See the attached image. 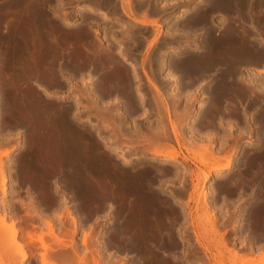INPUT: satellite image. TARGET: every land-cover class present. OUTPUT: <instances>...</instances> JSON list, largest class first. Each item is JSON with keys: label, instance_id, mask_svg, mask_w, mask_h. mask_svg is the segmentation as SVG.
<instances>
[{"label": "bare ground", "instance_id": "bare-ground-1", "mask_svg": "<svg viewBox=\"0 0 264 264\" xmlns=\"http://www.w3.org/2000/svg\"><path fill=\"white\" fill-rule=\"evenodd\" d=\"M84 1H83V3H85V2L89 3L87 0L85 2ZM129 1L130 0H126L122 4V5H124V6H122V11L126 15V17L128 16V18L132 19L135 22H139L141 24L143 22H147V19L144 17H143L144 19H142V18L138 19L136 17V15H135L136 13H134V11H135V8L133 6L134 4L130 3ZM207 1L209 2V0H207ZM211 1H214V2L212 4H208V2H207L208 7L206 6V3H205V6L207 8H205V6L203 5L204 9H202L203 7H201V4H199L202 10H200V8H199V11L196 10L197 11L196 13L191 14V16H189L190 15L189 14L188 15L189 17H187L186 23L184 26V28L186 27L185 29L188 30L190 25H192L195 21L199 20V18H200V20L202 22V27H203V30H202L203 33L204 32L206 33V31H207V35L201 33L202 34L201 39L199 38L200 42H202V44H203V50L202 51L201 50H194L195 48L193 50L191 49L189 52H187L185 50L186 51L185 53H187V54H184L183 52L182 53L184 54V56L180 54L182 58H178V59H181V60H179L178 64H180V68H182L183 70L187 69L186 71H189L191 73V75H193V76L199 72L211 70L215 66H218V67L220 66L219 67L220 70L217 69V72L219 71V73H217L219 77L217 76V78H219V79L216 78L218 81H217V84H216V87L214 90V92H215L214 93V99H213V102H212L210 109L207 107L209 110L205 111L207 114H209V116L214 117V115H216V111L218 110V108L215 107L217 104H220L221 102H224L227 99L232 100V99L237 98V97L240 98L241 95H243V97L241 96L242 98H246V97L250 98L251 97V96L244 97L245 96V93H244L245 90L242 91L239 88V85L237 83V80L240 79L237 76L238 69H239V67H241L243 65H246V64L249 65L250 61L252 62L253 60L258 59L264 52L263 53L261 52L262 54L260 55V51L258 49H261V48H259V46L257 47L256 45L253 46L254 40L251 42L252 45L250 44V42L248 40L245 41V39L243 38L244 35L241 36L239 34V32H237L238 28L237 29L235 28L236 24L231 23V21H230L231 19H229V21H230V24H233V25H230V26L226 25V26H228V28H226L228 30L226 31V33L224 31L223 33H225V34H223V35H222L221 31L219 30V32L221 34H219L220 36L217 37L216 35H218V34H216V35L214 34V31L216 29L213 30V26H216V25L210 24L212 22H210V20H209V15H208L209 12L207 11V9H209V11H212L213 9H216L220 5L219 4L217 6L215 4L222 3V2H220V0H211ZM225 1L227 2V5L232 10H233V8H235V9L239 8L240 9V6L242 7V3H245V4L247 3V2H244L245 0H225ZM258 1L259 0L254 1V2H256L255 5L257 4ZM262 1H264V0H262ZM50 2H51V0H0V64H1V67H0V108L2 111L0 113L2 115V118H3L2 120L4 122L3 127L6 130H8V126L16 125V126H18V130H20L21 132L23 131L24 136H26L25 142L23 143L24 149L21 150L22 152L20 154V158L18 159L19 174L22 173L24 170L29 171V176L32 178L33 182L40 187L43 186V188L47 187L49 183H52L53 185H55L57 187V185H59L58 181H61L62 184H65L66 186H68L70 188V190L73 189L74 192H76L77 195L80 196L79 206H81L82 208H85L89 205H91V206L93 205L94 209L95 208L100 209V208L108 207L113 212V219L111 220V222L109 224L110 226L106 227L105 231L108 234H110L111 238L115 239V241L116 242L118 241V243H120V244L122 242L123 245L129 246L130 248H132V251L133 250H137L140 252L144 251L147 254V256L151 257L149 262L146 260L148 262V264H175L174 263L175 261H173V260L176 257H174V255H167L164 257H160L162 252L167 253V251H166L167 249L174 247L177 243L179 244V242L177 241L178 239H179V241H181V243H183L184 245H187V246L190 245L191 243L189 242L190 241L189 236L186 234L184 235V233L178 234L179 228H177L178 226H174V225H177V223L179 222L180 226L181 225L184 226V229H185V225H183V224L185 223V218H186L185 211L182 210L183 208L182 209L179 208L180 205L178 204V200L176 199V197L170 191L168 194L165 195L161 189L157 188V185H155V186H151L153 184L150 185L151 182H156V181H160V180H164V179H162V178H160V180L157 179L159 177L158 176L156 178V175H158V173L156 175H154L155 173L150 174V170L153 172V168H152L153 166L150 164V162H149V164L152 167L148 164L144 165L143 164L144 162H142L141 165L140 164L138 165L136 163L137 161L135 162L136 163V165H135V164H133L134 161L132 160V158L129 156L126 157V155L124 156V153H122L123 155L120 154V157L123 158V165H122L123 168H121L120 165L119 166L117 165L118 168L112 166L113 169L110 170V173H109L108 170H105L103 168V167H107L108 165H105V163H103V161L101 159L104 158V160L108 161L109 165H110V163H111V165L114 163L116 165V162H114V163L110 162L109 163V160L105 158V157H107V156H105L106 154H104V157H101L102 156L101 152L98 151V149H97L99 145L96 146L94 143H93V145L89 144V143H87V144L84 143V142H86V141H84V142L82 141L83 136H86V135H84V133L82 131L84 129H81V127H79V122H77L76 119H74L73 115L69 116L71 108L72 107L74 108L78 104L83 103L84 101H82V99L86 100L88 97L79 96L81 93L79 95L75 94L76 96L74 97V103L73 104L70 103L71 105H68V104L67 105L66 104L61 105L62 104V103H60L61 100L54 93L53 94L47 93V95L46 94L39 95L30 86V84L36 85L38 89H41L43 91L44 87H42V86H44V85L47 86L50 84L55 85L58 82V80H59L58 76L61 75L60 74L61 72L59 73V71L61 69L64 68V69H66L65 70L66 72H67V70L70 72L71 76L73 74L75 76L76 72L82 74L80 72V70H81L80 66L83 65L84 69L86 67V68H89L90 70L92 69L93 71L97 72L96 73L97 76L93 77L96 79V83H93V86L97 90V94L95 93V91H93L94 93L92 91H90L92 93V94L90 93L92 96H94L93 94H95L98 97L99 96L105 97V96H109L110 94H114L115 96L113 95L114 96L113 98H115L116 96H119L118 94H120V95L123 94V95H125V97L127 99L126 105H128L130 107H131V102L133 101L132 95H131L132 93H131V89H130L131 83H132L131 77H130L131 75L129 76L127 69L123 65H120V62L116 61L115 56H113L114 53L110 52V51L108 52L109 49L107 47H106L107 51L101 50L102 51L101 52L100 50L99 51L94 50L95 52H93V51L90 52L89 50H92V49H90L89 43H88V47H87V45H85V44L84 45L87 48H89V50L87 49L83 53L82 51L85 49L84 48L85 46L82 47V45L81 46L79 45L80 48H84V49L79 51V52L83 53L84 59L82 58L83 60H81V58H79L80 60H78V55L80 53L78 54V50L76 52L77 47L74 48L75 50H71V52L74 51V53H72V55L68 56V53L70 50L68 49L69 50L68 51L67 46H66V50L68 51V52H66L67 54L65 53L66 58H65V56H64L65 54H64L63 55L65 58L64 60L63 59L61 60L59 58L61 61H57L56 63H54V59L57 57V54L58 55L61 54V51L59 50L60 44L58 43V42H61V40H62L60 38H63V37L66 38L69 36L71 39L72 37H74V35H72V37H71V35L68 34V32H63L61 27L57 24H54V21L51 20V18H53V17H51L52 15L49 14L50 13L49 12ZM95 2L97 4L96 0H95ZM98 2H100V1H98ZM105 2L103 1V3L105 5H108V6H109V3L110 4L113 3V2H111V0H107ZM248 2H249V0H248ZM259 2H261V1H259ZM138 3H139V1H138ZM261 3H259V4H261ZM92 5L90 4V5L85 6L84 7L85 10L83 13L86 14V13H90V12H95V8H94L95 5L94 6H92ZM199 5H198V7H199ZM221 5H223L225 8V3H222ZM253 5L251 4V6H253ZM255 5H254V8H255ZM102 6H104V5L102 4L101 7H99V8H102ZM112 6H114V5L112 4ZM215 6H216V8H215ZM243 6H245V5H243ZM251 6H250V8H251ZM259 6L260 5H258V7ZM262 6H264V4ZM96 8H97V6H96ZM110 8L111 7H109L108 9H110ZM226 8H228V7H226ZM104 9L106 10V8H104ZM114 9H116V8H114ZM80 10L82 11V9H80ZM225 10H227V9H225ZM79 11H78V13H79ZM216 11H218V8ZM220 11H223V9H220ZM178 12H181V11H178ZM191 12H193V11L191 10ZM227 12H229V11L227 10ZM230 12H232V11L230 10ZM102 13L105 14L104 12H102ZM225 13H222V14H225ZM107 14H108V12H107ZM182 14H183V12H181V15ZM237 14H238V12H237ZM239 14H241V13H239ZM78 15L79 14H75L74 17H68L65 14L66 23H68V24L72 23L74 21L75 17H78ZM131 15L133 17H131ZM181 15H179V16H181ZM261 15H263V14H261ZM79 16H81V15H79ZM82 16H84V14ZM184 16H185V14H184ZM236 16H234V17H236ZM54 19H55V16H54ZM233 19L237 20V18H233ZM224 20H225V17H224ZM213 22H215V21L213 20ZM227 22H228V20H227ZM263 22H264V18H263ZM251 23H252V21H251ZM256 23H257V21H256ZM221 24H222V22H221ZM227 24H229V22ZM237 24H239V23H237ZM262 25H264V24H262ZM86 26H88V25H86ZM84 27H83V31H81L82 34L88 30V29H84ZM236 27H238V25ZM244 27L245 26L240 28V26H239L240 30H242ZM255 27L257 28V26H255ZM255 27H253V28H255ZM85 28H87V27H85ZM172 28H174V27H172ZM224 28H223V30H225ZM200 29H202V28H200ZM250 29H252V28H250ZM263 29L259 28V31H261V30L263 31ZM72 30H74V29H72ZM129 30H131V29H129ZM187 30H185L186 34H188ZM196 30H198V29H196ZM246 32H248V31L246 30ZM263 32H261V34ZM173 33H174V31H173ZM183 33L181 32V34H183ZM242 33H244V32H242ZM74 34H75V32H74ZM175 34L176 33H174V35ZM251 34H252V32H251ZM78 35H80V34H78ZM176 35L178 36V34H176ZM245 35H248V34H245ZM76 36L77 35H75V38H77ZM130 36L132 37V35H130ZM185 37H187V36H185ZM193 37H192V39H193ZM95 38H98V37H95ZM175 38H177V37H175ZM58 39H60V40L58 41ZM67 39H64L65 42ZM187 39H189V38H187ZM95 40H97V39H95ZM98 41H100V40H98ZM189 41H191V40H189ZM62 42H63V40H62ZM89 42H91L90 44L92 45V42H95V41L89 40ZM255 42H257V40ZM255 42H254V44H255ZM95 43H97V42H95ZM98 43H100V42H98ZM196 43H199V42L197 41ZM63 44L64 43H62V45ZM66 45H68V44H66ZM74 45H72V47ZM96 45L98 46V44H95L93 46V48ZM197 45H200V44H197ZM191 46H194V45L191 44ZM104 47H105V45H104ZM200 47H202V46H200ZM63 48H65V47L63 46ZM101 48L103 49V47H101ZM109 48H111V46ZM188 49H189V46H188ZM262 49H263V47H262ZM177 50L178 49H175L174 51H177ZM59 51H60V53H59ZM258 51H259V53H258ZM120 52H121V49H120ZM171 54H170V56H172ZM155 55H157V53ZM81 56H79V57H81ZM116 57H117V54H116ZM122 58L124 59V58H126V56L122 57ZM159 59H161V58H159ZM56 60H58V57L56 58ZM171 60H172V57H171L170 61ZM173 60H175V59H173ZM157 61L159 62V60H157ZM176 61L177 60H175V62H172V63L176 64ZM128 62L130 64H132L131 66H133L134 63L132 62V60L128 61ZM160 62L162 64L165 63L163 59H161ZM117 63H119V64H117ZM174 64L171 65V63H170V66H174ZM10 65H12V67H13L12 69H14V72L7 71V69L10 70V68H9ZM167 65L169 67V64H167ZM83 67H82V69H83ZM170 68H172V67H170ZM170 68H168V69H170ZM182 69H180V70H182ZM214 69L216 70V67ZM256 69L259 73L264 72V67H258ZM215 70H213V71H215ZM174 71H176V70L174 69ZM177 71H179V70L177 69ZM87 72H89V71H87ZM133 72H135V70ZM169 72H170V70H169ZM169 72H168V75H169ZM189 72H188V74H189ZM143 73L148 78L151 86L157 91V93L160 94L161 91L159 90L157 85H155L154 82H152L149 79L147 72L145 70H143ZM171 73H173V72H171ZM179 73L182 74V72H179ZM210 73H211V71H210ZM210 73H209V76L213 72L211 74ZM174 74H175V72H174ZM87 75H88V73H87ZM171 75H173V74H171ZM183 75H184V73H183ZM211 76H213V75H211ZM70 77H68V78L70 79ZM194 78H195V76H194ZM213 78L214 77H212V79ZM89 79H90V76H89ZM91 80H93V79H91ZM184 81L186 82V79ZM189 81H192V80H189ZM214 81H216V80L214 79ZM37 82H40V83L42 82L44 85L42 84V86H41L40 83L38 84ZM22 84H24V86ZM246 84H245V86H246ZM241 85H243V84H241ZM254 85H255V82H254ZM21 86H22V88H21ZM210 86L211 85H209V87ZM75 87H76V84H75ZM247 88H249V87L247 86ZM251 88H249V91L247 89V91H248L247 94L250 93V90L252 91L249 95H251L253 93V90H254V89L252 90ZM258 88H259V86H258ZM70 90H72V89H70ZM209 90H211V89H209ZM44 91L46 92L47 90H44ZM206 91H208V90L206 89ZM69 94H65L64 96L67 97V96H69ZM176 95L177 94H175V97H176ZM252 96H254V94ZM210 97H212V96H210ZM133 98H134V96H133ZM159 98L160 99H158V100L160 101V104L163 105L164 110L166 112V117L169 121V127H170L172 133L174 134V137L178 138L179 132L177 133V129L179 126L177 127V123H179L178 121H180L182 119V117L185 115V113L187 112V109L184 108L185 110H183V112L182 111L177 112L176 110L172 111V113L174 115V116L172 115V117L175 119V120H173L171 118V114L169 115L170 112L168 111V107L166 104L167 98L165 99V97H161V96ZM252 98L253 97H251L250 99H252ZM93 99H94V97H93ZM97 100L99 101V99H97ZM245 100H242V101H245ZM227 101H226V103H227ZM252 101H253V99H252ZM190 102L191 101H189V103ZM238 102H240V101H238ZM84 103L83 104L86 105V101ZM172 103H174V102H172ZM83 104H81V105H83ZM122 105H123V103H122ZM262 105H264V104H262ZM95 106H97V105L95 104ZM132 106H134V105H132ZM224 106H226V105H223L222 107H224ZM86 107L90 108L89 105H87ZM93 108L95 110V107L92 105L90 109H93ZM131 108H133V107H131ZM133 109H135V108H133ZM231 109H233V108H231ZM170 110H171V107H170ZM227 110L225 112H227ZM86 111H84V112H86ZM97 111H99V109ZM201 111H202V109L200 110V112ZM240 111H239V116H241V114H242ZM88 112H90V111H88ZM158 112L157 113L159 116L158 115L157 116H158L159 120H161V119L163 120L164 115L163 116L161 115L160 110H158ZM220 112L223 113L224 110H222ZM259 112H261V110ZM72 113H74V112H72ZM96 113H98V112H96ZM130 113H131V110L125 109L121 113L123 116V119H126L127 117L129 118ZM233 113L236 114L238 112L236 110ZM112 114L114 116H118L117 113L116 114L112 113ZM258 114H259L258 116H260V114H261V119H259V118L258 119L262 120L260 125L261 124L263 125L264 124V115L262 113H258ZM220 115H221V113H220ZM256 116H257V113H256ZM95 117H97V120L102 119V122L105 119V117L102 114H99L97 116L95 115ZM218 117L220 118V116H218ZM218 117H217V119H215V118H213V119L219 120ZM86 118H88V117H86ZM223 118L225 119V117H223ZM228 118H230V117H228ZM242 118H239V119H242ZM255 118H253V119L255 120ZM208 119H211V118L209 117V118H207V120ZM258 119H256V120H258ZM162 120L159 122H161V124L163 125L164 123H162V122H165V121L164 120L162 121ZM201 120H203V119H201ZM201 120H200V123H201ZM231 120H233V119H231ZM175 121H177V122H175ZM197 121H198V119H197ZM209 121H208V123H209ZM86 122H88V121H86ZM112 122L115 125L112 124ZM205 122H206L205 124L207 125V121H205ZM211 122H210V124H211ZM103 123H104V125H105V123L110 125L111 128H114L115 126H116L115 129H117V126H118V128H120L119 123L118 124H117V122L115 123V118H113L111 120V123H110V120L104 121ZM217 123H218V121H217ZM219 123H220V121H219ZM158 124H160V123H158ZM205 124L203 123V125H205ZM160 126L157 129H160ZM162 128H161L162 129L161 131H165L166 127H162ZM259 128H260V126H259ZM263 128H264V125H263ZM89 129H90V126H89ZM153 129L155 130V128H153ZM118 130H120V129H118ZM118 130H117V132H118ZM136 130H137V128H136ZM112 131L113 130L111 129V132ZM115 131H114V133H115ZM142 131H144V130H142ZM129 132H130V130H129ZM136 132L139 133V131H136ZM148 132H149V130H148ZM262 132H263V130H262ZM116 133L114 134L115 140L120 137V135H119L120 133H118V134H116ZM154 133H155V131H154ZM156 133H159V132L156 131ZM129 134H131V133H129ZM144 134L145 133L143 132V135H142L143 139H141V140L148 141V143H147L148 146L147 147H145V145L143 146L148 150L147 152H151L155 156L165 157L166 160H172L176 157L177 154L174 151L162 153L155 145L150 144L149 139H151V138H148L150 136V134L148 137H146L147 135L145 136ZM160 134H162V132ZM163 134L160 135V137H158V138L160 139L163 136ZM260 134H261V132H260ZM114 135L111 134V136H114ZM118 135H119V137H117ZM156 135H158V134H156ZM127 136H128V134H127ZM130 136H132V134ZM261 136H259V137H261ZM154 138H156V137L154 136ZM110 139H111V137H110ZM260 139L263 140V138H260ZM123 140H127V139H123ZM177 140H179V139H177ZM256 140H257V138H256ZM262 140H261V142H262ZM114 141H111V142H114ZM119 141H120V139H119ZM92 142H95V141L91 140V143ZM116 142H118V139H117V141H115L114 144H116ZM123 142H125V141H123ZM257 143H260V142L258 141ZM94 145L96 147H94ZM124 145H127L128 147H134L135 144L130 142V140H127ZM205 145L203 147L200 145L202 147L201 151H203L202 153L206 152L205 154H207L208 157H210L212 155L211 153H213L214 150L212 149L211 145L210 146H205ZM118 146L119 145H115L116 150H117ZM138 146H139V144H138ZM138 146H137V148H138ZM200 146H198V147H200ZM141 147L142 146H140L139 149H142V150L145 149V148H141ZM134 148H136V147H134ZM255 148H257V147H255ZM95 149H96V151H95ZM121 150H123V149H121ZM8 151H9V149H5L4 153L7 154ZM127 151H130V150H127ZM133 151H135V150H133ZM137 151H138V149H137ZM125 153L128 154L127 152H125ZM136 153H138V152H136ZM197 153H199V152H197ZM208 153H210L211 155ZM205 154H201V153L199 154V155H203V157H201V159H200L201 160L200 162H202L204 164L207 161L206 160L207 155H206V159L204 158ZM154 155H153V157H154ZM110 158H112V157H110ZM243 158H245V159H243L244 160V163H243L244 166L242 167V169L239 168L241 173L239 172V174H238L237 171H235L237 174L233 173V174H235V176L232 175L233 177L230 178V180H228L229 178L227 176V178H225V179L222 178L223 180H219V182H216L217 184H215V185L225 187V188L226 187L228 188V187H240L241 186L244 189V191L246 189L249 191L250 197H252V195L255 194V192L257 193L255 196L257 198L254 199V201H252V202L250 201L251 205L245 204L246 205L245 207H243V205H242L241 211H238L239 220L245 219L244 216H246V218L250 219V220L246 219L245 222H246V224H248L250 226L249 228H251V229H249V230H252V235L255 234L256 236H254V237H257V235L264 234V150L263 151L255 150L252 153L247 152V154H245L243 156ZM110 161H112V160H110ZM113 161H115V159ZM120 161L122 162V160H120ZM119 162H118V164H119ZM145 163H147V161ZM230 163H232L230 158H227L221 164L217 163V164H210V166L208 165L209 169H208V171L203 172V175L201 177L202 181H203V179H205L208 176L210 170L212 171V169H213V171H215V170H219V169H224L225 167L229 166ZM237 165H239V164H237ZM170 166H172V165H170ZM182 166H180V167H182ZM241 166H238V167H241ZM161 167H162V165H161ZM2 168L3 167H1V165H0V182L2 185V192H4V191H6L4 188L5 179H8V180L10 179V173H9L10 171L4 173ZM251 168H255L256 171H252ZM161 169H159V171ZM180 169L182 170V168H180ZM104 170L109 173L108 174L109 179L107 178V180H110V178H111V184L109 186H105L101 183L103 177L105 176ZM161 171L165 172L167 170H165V171L161 170ZM182 171L184 172L187 170L185 168V170H182ZM250 171H252L253 173H250ZM156 172H158V171H156ZM171 172H174V174L176 172L179 175L180 170L177 169V170H175V171L173 170ZM183 172H180V173L183 174ZM168 173H170V172H168ZM159 174H160V172H159ZM163 174H165V173H163ZM177 174H175V175H177ZM185 174H186V172H185ZM169 176H170V174H169ZM170 177H172V176H170ZM242 179H243V181H242ZM107 180L105 177V181H107ZM167 181L168 180H166V182ZM105 183L107 184V182H105ZM159 184L160 183H158V185ZM49 185H51V184H49ZM9 186L11 187V185H9ZM59 187H60V185H59ZM63 188H64V186H63ZM65 188H67V187H65ZM180 188H177V190L179 189L178 191H180V193H182L184 191V190H182L183 187L181 189ZM62 189H61V191H62ZM70 190H69V192H70ZM50 192L48 194H50ZM62 193H63V191H62ZM33 194H34V192H33ZM48 194H47V197H49ZM176 194L177 193H175V195ZM179 195H181V194H179ZM47 199H49V198H47ZM252 203H253V205H252ZM37 205H38V203H37ZM40 206H41V204H40ZM45 208H46V206H45ZM66 208H67V213H70L68 210V207H66ZM34 209H35V211L38 210L37 207H35ZM41 209L42 208H40V210H38V211H41ZM103 211H105V209ZM111 217H112V214H111ZM71 219L73 222V229L70 233L71 237L68 235L67 231L58 232L53 227V223H51L50 220H47L46 223L48 224L49 232L55 240L54 242L52 241L51 243L50 242L48 243L46 241V239H44L42 232H39V234H36V235H34V233H35L34 232V233H32L33 234L32 235L31 232L29 231V228L27 225L26 226L18 225V224H16V221L14 219H10V218H9L10 221L8 223L6 221V217L0 216V264H21L22 263L21 259L25 258L26 256H29L30 254H31L30 256H32L33 251L31 252V247L33 246V244H35L36 241H38L40 246L44 249V252L40 253V262H41L40 264H88L89 262L87 263L84 260L85 256L82 257L83 255H79V253L76 250L75 241L73 239L74 231L77 229L76 225H75L76 218L72 215ZM183 219H184V222H183ZM247 220H249V221H247ZM172 227L173 228L175 227V231L174 230L172 231V229H173ZM23 235L26 236V238H27L26 241H24V239H21V237H23ZM86 235L87 234L85 233L84 234V240H83L84 243L86 242V240H85ZM67 236H69L70 239L68 238V240H67L66 239ZM254 237L252 236V237H250V239L252 240V238H253V240H254ZM196 241L199 242V245H202L200 243V241L197 240V238H196ZM54 244H56L55 246L62 247V248L68 247L69 251H64V250L62 251V249L58 250L59 248L57 249V247H55ZM250 249H252V248H250ZM65 250H67V249H65ZM120 251H122V250H120ZM169 251L171 252V250H169ZM133 252H136V251H133ZM140 252L139 253L137 252V253L140 254ZM244 252H247V251L245 250ZM127 253H129V252H127ZM141 254H144V253L142 252ZM15 255L20 257L19 263H17L18 261H16L17 258L15 257ZM144 255H142V256L144 257ZM138 257H140V256H138ZM143 257H140V259H142ZM144 259H146V258H144ZM91 260H92V262H91L92 264L94 263L93 261L96 262L95 259H91ZM258 260H259V262L264 264V253L260 257H258ZM144 262H145V260H144ZM259 262L256 261V263H259ZM91 263H89V264H91ZM98 263H99V261H98ZM98 263L96 262L94 264H98Z\"/></svg>", "mask_w": 264, "mask_h": 264}, {"label": "rangeland", "instance_id": "rangeland-1", "mask_svg": "<svg viewBox=\"0 0 264 264\" xmlns=\"http://www.w3.org/2000/svg\"><path fill=\"white\" fill-rule=\"evenodd\" d=\"M83 1L84 0H77V1L76 0H59V1L58 0H51V2H50V6H49V12L50 13L49 14L52 15L51 17H53V18H51V20L54 21V24L59 25L63 32H68V34H70L71 37H72V35H74V37H72L71 39L69 36L66 38H64V37L60 38L63 40V42H62V40H61V42H58L60 44L59 50L61 51V54L60 55L57 54L58 60H56V58H57L56 57L54 59V63H56L57 61H61L62 59L64 60L66 58V54H67L66 52H68L69 50L70 51L68 53V56L72 55V53H74V51L71 52V50H75L74 48H76V47H77L76 52L78 50V54L80 53L78 55V60H80L79 58H81V60H83L84 59L83 53L85 52V50H87V49L89 50V48H87L88 43H89L90 49H92V50H89L90 52L91 51L95 52L94 50L107 51V48H108L109 49L108 52L109 51L113 52L115 54V55L113 54V56H115L116 61L120 62V65H123L127 69L129 76L131 75L130 77H131V82H132L131 83L132 88L130 87V89H131V93H132L131 95H132V100H133V101L131 100L133 102V103L131 102V107H133L135 109L126 105L127 99H126L125 95H123V94L122 95L118 94L119 96H116L115 98H113L115 96L114 94H110L109 96H105V97H100V96L98 97L95 94H93L94 96H92L91 95L92 93L90 91H92V92L95 91V93L97 94V90L93 86V83H96V79L93 77L97 76V74H96L97 72L93 71L92 69L90 70L89 68H86V67L84 69L83 65L80 66V68H81L80 72L82 74L76 72L75 76H74V74L71 76L70 72L68 70L66 72L65 71L66 69H64V68L61 69L59 71V73L61 72L60 73L61 75L58 76L59 80L55 85L50 84V85L45 86L42 82L41 83L37 82L38 84L40 83L41 86H42V84L44 85L42 87H44V90H47L46 92L44 90L42 91L41 89H38L36 85L30 84L31 88L33 90H35L37 92V94H39V95H44V94L47 95V93H49V94L54 93L61 100V102H60V103H62L61 105L73 104L74 103V97L76 95H79L80 93L82 95L80 94L79 96H86L89 98V99L87 98L88 100L82 99V101H84V102L86 101V105H84L85 103L83 102L84 104L80 103L76 107H74V108L72 107L71 111L69 113V116L73 115L74 119H76V121L79 122V127H81V129L85 130V131L82 130L84 135H86V136H83V139H82L83 142L86 141L84 143H86V144L89 143L92 145L94 143L96 146L99 145L97 149H98V151L101 152V155H102L101 157H104V154H106L105 156H107L108 158L107 157H105V158L109 160V163L110 162H112V163L116 162V165H115V163L112 165L110 163V165H109L108 161L104 160V158L101 159L103 161V163H105V165H108L107 166L108 168L107 167H103V168L105 170H108L109 173H110V170L113 169L112 166L118 168L117 165L118 166L120 165V167L123 168V166H122L123 165V158L120 157V154L124 153V156L126 155V157L129 156L132 158V160L134 161L133 164H135V165H136V163L138 165L139 164L141 165L142 162H144L143 163L144 165H146V164L150 165L151 164L153 166L152 167L150 165L153 168V172L150 170V174L155 173L154 175H156L158 173V175H156V178L159 176L157 179H159V180H160V178L164 179V180H160V181H156V182H151L150 185L151 184H153L151 186L157 185V188L161 189L165 195L168 194L170 191L176 197V199L178 200V204L180 205L179 208L180 209L183 208L182 210H184L185 214H186L185 223L183 224V225H185V229H184V226L181 225L179 227L180 228L182 227V228L181 229L179 228L178 229L179 233L178 232L177 233L178 234L184 233V235L185 234L189 235V238H190L189 242L191 243V244L189 243L190 245H188L186 248L184 247V249H182L181 251H176L175 249H177V247H171L170 249L166 250L167 255H171L174 253H179L181 255L184 254V256H180V259L184 260V259L190 258L193 260L192 264H255L256 261L259 262L258 257H260L264 253V244H259L260 239L259 240H253V239L251 240L250 239L249 235H251L250 233H252V230H249L251 228H249L250 226L248 224H246V222H245L246 219H249V218H246V216H244L245 219L240 220V221H243V223L240 225H242L244 227V230L241 231V233H239L235 230V226H233V228H230L231 222H234V219L236 216L238 217L237 213H238V211H241L242 205H243V207H245L246 205H249V204L251 205V202L257 198V197H255L257 193L255 192V194H253L252 197H250V193L246 189L244 192L240 193L239 197H237L236 200L232 199V201L230 203H227L226 207H224V206L217 207L213 204L212 200H208V194L212 193V191L214 190V188L216 186L215 184H217L216 182H219V180H223V179L227 178V176L229 178L228 180H230V178L235 176V174H233V173H236L235 171H237V173L239 174V172H240L239 168L242 169V167L244 166L243 165V163H244L243 159H245V158H243V156L245 154H247V152L252 153L255 150H258V151L264 150V147H263L264 146V144H263L264 143V128H263L264 124L260 125V123L262 122V120H259V119H261V114H260V116H258L259 115L258 113H262L264 115V113H263L264 112V107H263L264 105H262V104H264L263 103L264 102V94H263L264 93V72L259 73L256 69L258 67H264V58H260L264 55V53H263L264 52V32H263L264 31V29H263L264 25H262V28H261V29H263V31L262 30L259 31V28H256L254 25H252V26L250 25V27L249 26L244 27L248 31V32H246V30L244 28L242 30H240V28H242L243 26H240L239 24H237V23H240L239 18H241V14H239V13H241V11L244 9V7L247 9H251V8L253 9L254 5L256 3V2H254L255 0L254 1L249 0V2L252 5L254 4L253 6H251V4L248 2V0H245L244 2H247L248 4L242 3L243 8L240 6V9L239 8H236V9L233 8V10L227 5V2L225 0H220V2L225 3V8L223 5H221L222 3H217L215 5L218 6L220 4L221 6L219 5V7H217L218 11H220V9H223V11L226 12V13L225 12H223V13H225L226 15L223 14L220 19H218V17L214 18L213 14L211 15L212 17L209 15V20H210V22H212L210 24L216 25V26H213V30L214 29L217 30V31L215 30L216 32L214 31L215 35L218 34V35H216L217 37L220 36L219 34H221V33H222V35L225 34L226 31L228 30V29H226V28H228V26L236 24V26L238 25V27L235 26L236 29L238 28L237 32H239V34L241 36L244 35L243 38L245 39V41L248 40L250 42V44L252 45L251 42L254 40L253 46L254 45H256L257 47L259 46V48H261V49L263 47L262 50L258 49L260 51V55L262 53L263 54L258 59L253 60L252 62L250 61V64L248 63L249 65L246 64V65L239 67L238 73H237V76L240 78L237 80V83L239 85L240 90H242V91L245 90L244 91V93H245L244 97L251 96V97H253L252 98L253 101H252V99H250L251 97L250 98H248V97L242 98L243 95H241L242 97L240 96V98L237 97V98H234L232 100L227 99L228 101L225 100L224 102H221L220 104H217L215 106L218 108V110L216 111V115H214V117L209 116V114H207L205 111L206 110L208 111L212 105V102L214 99V93H215L214 90H215V87H216V84L218 81L217 79H219V78H217V76H218L217 73H219V71L217 72V69L220 70L219 69L220 66L219 67L215 66L216 70L214 69L215 68L214 67L211 70L199 72L196 75H194L195 76V78H194V76L191 75V73L189 71H186L187 69L184 68L185 70H183L182 68H180V64H178L179 60H181L178 58H182L181 55L184 56V54H187V53H185L186 51L189 52L191 49L193 50L194 48H195L194 50H201V51L203 50V44H202V42H200V39H201L202 34L207 35V31H206V33L205 32L203 33V31H201L199 34L194 33L195 36L193 34H189V32H188V34H186L184 32L183 34L187 37H185L182 34L183 37L182 36L180 37L178 35L179 37L175 38V36H177V35L176 34L174 35V33L171 30L168 29L165 31V29L167 27V23L169 22V19L166 20L165 22H162L160 20V17H157L156 14L145 12L142 15H140L139 10L137 13L134 11V13H136L135 14L136 17L138 19L146 18L147 22H143L141 24L139 22H135L132 19L128 18V16L126 17V15L122 11V6H124L122 4L126 0H121L120 6H119L120 0H111V2H113V3H111V4L109 3V6L105 5L103 3V1L105 2L107 0H96L97 4H96L95 0H92V1L87 0L91 5L93 4L92 6L95 5V7H94L95 12H90V13H86V14L83 13L85 10L84 7L87 5H90V4L85 2L86 0L84 1L85 3H83ZM98 1H100V2H98ZM131 1H133V0H130L129 2L133 3ZM210 1L211 0H209V2ZM259 1H261L262 3ZM259 1L257 2V4L260 5L262 8L260 6L258 7L257 4H256L257 6L255 5V8H258L259 11L264 10V8H263L264 6H262L264 4V1H262V0H259ZM196 2H197V0H183L182 1L183 4L178 5L180 8H183V10H181V12H183V14L181 15V12H178V15H177L178 18L175 17L176 18L175 21L178 22V21L182 20L183 23H181V25L183 26V28L185 26L187 17H189V16H191V14L199 11V8H200V10L204 9L205 3H206V6L208 7V4H212L214 1H211L209 3L207 0H199L198 3H196ZM207 2H208V4H207ZM259 3H261L262 5ZM102 4L104 5V6H102L103 9L99 8V7H101ZM112 4L114 6H112ZM199 4H201V7H203L202 9H201ZM192 5H194V7L191 8ZM198 5H199V7H198ZM243 5H245V6H243ZM96 6H97V8H96ZM206 6H205V8H207ZM250 6H251V8H250ZM109 7H111L112 9L111 8L108 9ZM226 7H228V8H226ZM79 8L82 9V11ZM104 8H106V10ZM114 8H116V9H114ZM134 8H135V6H134ZM185 8H188V9L185 10ZM215 8H216V6H215ZM217 8L213 9L211 11V13H213L214 10L216 11ZM176 9H177V7H175L173 9L175 13H176ZM225 9H227L229 12H227V10H225ZM229 9L235 15L232 12H230ZM191 10L193 12H191ZM78 11H79V13H78ZM102 12H104L105 14H103ZM107 12L109 15L107 14ZM237 12H238V14H237ZM82 13L84 14V16H82L83 15ZM228 13L231 14L229 17L227 16ZM65 14L68 17H74L75 14H79L81 16L78 15V17H75V19L72 23L68 24V23H66V20H65V17H66ZM184 14L186 17L184 16ZM261 14H263V15H261ZM179 15H181V16H179ZM54 16H55V19H54ZM234 16H236V17H234ZM261 16H262V22L261 23L264 24V22H263L264 13H260L259 17H261ZM131 17H133V16L131 15ZM224 17H225V20H224ZM233 18H237V20L239 22ZM216 19H218V20H216ZM229 19H231L230 21L233 24H230ZM60 20L61 21L63 20V21L61 22ZM213 20L215 22H213ZM227 20H228L229 24H227L228 23ZM221 22L223 25L221 24ZM83 25L87 28H85ZM86 25H88V26H86ZM226 25H228V26H226ZM82 26L84 27V29H88L87 30L88 32L85 30L87 33L86 32H84L83 34L81 33V31H83ZM239 26H240V28H239ZM104 27H106V28H104ZM253 27H255V28H253ZM128 28L131 30H129ZM223 28L225 30H223ZM250 28H252V29H250ZM72 29H74V30H72ZM202 30H203V27H202ZM219 30L221 31V33L219 32ZM224 31H225V33H223ZM74 32H75V34H74ZM242 32H244V33H242ZM251 32H252V34H251ZM261 32H263V33L261 34ZM77 33L80 35H78ZM129 34L132 35V37ZM245 34H248V35H245ZM75 35H77L76 36L77 38H75ZM95 37H98V38H95ZM192 37H193V39H192ZM187 38H189V39H187ZM60 39H58V41ZM64 39H67L66 40L67 43L65 42ZM95 39H97V40H95ZM173 39H174V41H173ZM89 40L95 41L97 43L92 42V45H91L90 44L91 42H89ZM98 40H100V41H98ZM189 40H191V41H189ZM256 40H257V42H255ZM197 41L199 43H196ZM98 42H100L101 44ZM254 42H255V44H254ZM62 43H64L65 45L64 44L62 45ZM66 44H68L69 46ZM84 44L87 45V47ZM95 44H98V46L96 45L98 48L96 46H95L96 48L95 47L93 48V46ZM191 44L194 46H191ZM197 44H200V45H197ZM72 45H74V46L72 47ZM79 45L80 46L82 45V47L85 46L84 47L85 49L80 48ZM104 45H105V47H104ZM63 46L65 48H63ZM66 46H67V50L69 49L68 51L66 50ZM110 46H111V48H109ZM188 46H189V49H188ZM200 46H202V47H200ZM101 47H103V49ZM82 49H84L82 51L83 53L79 52ZM120 49H121V52H120ZM175 49H178V50L174 51ZM60 51H59V53H60ZM259 51H258V53H259ZM156 53H157V55H155ZM116 54H117V57H116ZM170 54L172 56H170ZM63 55L65 56V58ZM79 56H81V57H79ZM125 56H126V58L123 59L122 57H125ZM171 57H172V60L170 61ZM159 58L163 59L165 63L162 64L160 62L161 59H159ZM156 59L159 60V62ZM173 59L177 60L176 64L172 63V62H175V60H173ZM131 60L134 63L133 66H131L132 64H130L128 62ZM153 61H156V62L154 63ZM169 62L171 63V65L174 64V66H170ZM117 64H119V63H117ZM167 64H169V67ZM0 67H1V64H0ZM82 67H83V69H82ZM170 67H172V68H170ZM178 67L180 69H182L184 72L182 70H180ZM9 68H10V70L7 69V71L14 72V69H12L13 68L12 65H10ZM168 68H170V69H168ZM176 68L179 71H177ZM174 69L176 71H174ZM134 70H135V72H133ZM143 70H145L147 72L149 79L152 82H154L155 85H157V87L161 91L160 94L157 93V91L151 86L148 78L144 75ZM169 70H170V72H169ZM213 70H215V71H213ZM87 71H89V72H87ZM210 71H211V73L212 72L213 73L211 74ZM168 72H169V75H168ZM171 72H173V73H171ZM174 72H175V74H174ZM179 72H182V74ZM188 72H189V74H188ZM87 73H88V75H87ZM183 73H184V75H183ZM209 73L213 76H211V75L209 76ZM171 74H173V75H171ZM89 76H90V79H89ZM68 77H70V79ZM212 77H214V78L212 79ZM91 79H93V80H91ZM185 79H186V82L184 81ZM214 79L216 81H214ZM189 80H192V81H189ZM254 82H255L256 86L254 85ZM75 84H76V87H75ZM241 84H243L244 86ZM245 84H246V86H245ZM22 85L24 86V84H22ZM209 85H211V86L209 87ZM247 86L249 88H251L253 86L251 89L252 90L256 89V90L255 91L253 90V93L251 95H249L252 91L250 90V93L247 94L249 91V88H247ZM258 86H259V88H258ZM21 88H22V86H21ZM69 88L72 90H70ZM208 88L211 90H209ZM206 89L208 91H206ZM247 89H248V91H247ZM65 94H69V96L66 97V96H64ZM175 94H177L176 97H175ZM253 94H254V96H252ZM133 96H134V98H133ZM160 96L165 97V99L167 98L166 104L168 107V111L170 112L169 115L171 114V118L173 120H175V119L172 117V115H173L172 111L176 110L177 112H179V111L183 112V110L187 109V112L184 115L185 117L183 116L182 119L180 121H178L179 123H177V127L179 126L177 129V133L179 132L178 138L174 137V134L172 133V131L169 127V121L166 117V112L164 110V107H163V105L160 104V101L158 100V99H160L159 98ZM210 96H212V97H210ZM93 97H94V99H93ZM96 98L99 99V101ZM242 100H245V101H242ZM189 101H191V102L189 103ZM226 101H227V103H226ZM238 101H240V102H238ZM172 102H174V103H172ZM122 103H123V105H122ZM81 104H83V105H81ZM95 104L97 106H95ZM87 105H89L90 108L93 105L95 107V110H94V108L90 109V108L86 107ZM132 105H134V106H132ZM223 105H226V106L222 107ZM170 107H171V110H170ZM231 108H233V109H231ZM98 109H99V111H97ZM125 109L131 110V113L129 114V116H130L129 118L127 117L126 119H123V116L121 113ZM201 109H202V111L200 112ZM259 109L261 110V112H259L260 111ZM158 110L161 111L162 116L164 115L163 120L165 122H162V123H164L163 125L161 124V122H159L162 119L159 120V118H158V116H159ZM222 110H227V112L226 113L220 112ZM236 110L238 113L234 114L233 112ZM84 111H86V112H84ZM88 111H90V112H88ZM239 111L242 113V114L240 113L241 116H239ZM0 112H2L1 108H0ZM72 112H74V113H72ZM96 112H98V113H96ZM112 113H115V114L117 113L118 116H114ZM220 113H221V115H220ZM256 113H257V116H256ZM99 114H102L105 117L104 121L110 120V123H111V120L113 118H115V123L116 122H117V124L119 123L120 128H118V126H117V129H115L116 126L114 128H111V126L106 124V123H105V125H106L105 126L103 123L104 121L102 122V119L97 120V117H95V115L97 116ZM218 116H220V118ZM227 116L233 120H231ZM86 117H88V118H86ZM209 117L211 119L207 120V118H209ZM217 117L219 118V120H215V119H217ZM223 117H225L226 120ZM213 118H215V119H213ZM239 118H242V119H239ZM253 118H255V120ZM2 119L3 118H2V115L0 113V165H1V167H3L2 168L3 172L6 173V172L10 171L9 172L10 177L13 176V178H10L9 180L5 179L4 188L6 191H4V192H2V185L0 182V216L6 217V221L8 223L10 221L9 218L10 219L19 218V220H16V224L21 225V226H26L24 220L32 217V215H30L28 213V207H30V205L32 203H34L35 200L36 201L37 200H45L46 198H49V197H50V199H57V197L60 196V193L58 192L57 189L52 191L51 186H49V189H46V188H43V186L40 187L37 184H35L33 182L32 178L29 176V171H27V170H24L25 172L23 171L24 173L22 172V175H20V177L25 183H28L30 185V187L33 190L32 193L34 192V195L31 196L30 192L18 189V184H16V183H18L19 181L17 179V176L15 175L14 168L16 167V163H17L18 159L20 158V154L22 152L21 150L24 149L23 143L25 142L26 136H24L23 131L21 132L20 130H18V126H16V125L8 126V130H6L3 127L4 122ZM197 119H198V121H197ZM201 119H203V120H201ZM256 119H258L259 121ZM200 120H201L202 124L200 123ZM86 121H88L89 123ZM205 121H207V125L205 124L206 123ZM208 121H209V123H208ZM217 121H218V123H217ZM219 121H220V123H219ZM92 122H97V125L92 124ZM157 122L160 124H158ZM175 122H177V121H175ZM210 122H211V124H210ZM203 123L205 125H203ZM112 124H114V123L112 122ZM258 125L260 126V128ZM89 126H90V129H89ZM108 126L113 130L112 132ZM159 126H160V129H157V128H159ZM162 127H166V129L164 128L165 131H161L163 129ZM136 128H137V130H136ZM153 128H155V130ZM118 129H120V130H118ZM261 129L263 130V132ZM117 130H118V132H117ZM129 130H130V132H129ZM142 130H144V131H142ZM148 130H149V132L150 131L151 132L149 133ZM114 131H115V133L117 132L116 134L120 133L119 134L120 137H119V135L117 136L119 138L116 137L118 139V142H116V144H114L115 141H117V139L115 140ZM136 131H139V133ZM154 131H155V133H154ZM156 131L159 133H156ZM259 131L261 132V134ZM128 132L131 133L132 136H130L131 134H129ZM143 132L145 133L144 134L145 136L147 135L146 137H148L150 134L151 137L149 136L148 138H151V139H149V142L151 145L152 144L155 145L162 153L174 151L177 154L176 157L172 160H166L165 157L155 156L151 152H147L148 150L145 147L148 146L147 145L148 141L141 140V139H143V136H142ZM161 132H162V134L163 133L164 134L159 139L158 137H160V135H162V134H160ZM111 134L114 136H111ZM127 134H128V136H127ZM156 134H158V135H156ZM258 135L259 136L262 135L263 137L262 136L259 137ZM154 136L156 138H154ZM107 137L109 139L111 137V139L109 140ZM256 138H257V140H256ZM260 138H263V140ZM119 139H120V141H119ZM123 139L130 140V142H132L133 144L136 145V146L134 145V147H136V148L128 147L127 145H124L127 140H123ZM177 139H179V140H177ZM91 140L95 141L96 143L95 142L91 143ZM261 140H262V142H261ZM111 141H114V142H111ZM123 141H125V142H123ZM258 141L260 143H257ZM138 144H139V146H138ZM95 145H94V147H96ZM115 145H119L117 150L115 148ZM144 145H145V147H143ZM200 145L202 147L204 145L205 146L211 145L212 149L214 150L213 153L215 155L213 153H211L212 155L210 153H208L211 155V156L209 155L210 157H208V155L205 154L206 152L202 153L203 151H201L202 147ZM137 146H138V148H137ZM140 146H142L141 148H145L146 150L143 149L144 150L143 151L142 149H139ZM198 146H200V147H198ZM253 147L254 148L257 147V148L254 149ZM5 149H9L7 154L4 153ZM121 149H123V150H121ZM137 149H138V151H137ZM127 150H130V151H127ZM133 150H135L138 153H136ZM95 151H96V149H95ZM125 152H127L128 154H126ZM197 152H199V153H197ZM200 153L205 154V156H204L205 159H206V155H207V159H206L207 161L205 164L200 162L201 157H203V155H199ZM153 155H154V157H153ZM110 157H112L113 159ZM226 157L230 158L232 163H230V165L225 167L224 169H219V170L214 169L215 171H213V169H212V171L210 170L208 176L205 179H203V181H202L201 177L203 175V172L208 171L210 164H217V163L221 164L225 161V159H227ZM118 158L120 160H122V162ZM114 159H115V161H113ZM110 160H112V161H110ZM117 161L118 162L120 161L119 164ZM146 161H147V163H145ZM149 162H150V164H149ZM237 164H239V165H237ZM161 165H162V167H161ZM170 165H172V166H170ZM180 166H182V167H180ZM238 166H241V167H238ZM12 168H13V170H12ZM180 168H182V170H185V168H186L187 171L183 172ZM159 169L164 170V171L167 170V171L163 172L161 170L159 171ZM177 169H179L180 172H183V174L179 172V175H178L175 172V174H177V175H175L174 172H171V171H173V170L175 171ZM105 170H104L105 176L103 177L104 180L102 179L101 183L105 186H109L111 184V178H110V180H107V178L109 179V177H108L109 173L106 172ZM251 170L256 171L255 168H251ZM156 171H158V172H156ZM252 171H250V173H253ZM159 172H160V174H159ZM168 172H170V173H168ZM185 172H186V174H185ZM163 173H165L166 175ZM169 174L172 177H170ZM176 176L177 177L179 176V177L177 178ZM105 177H106L107 181H105ZM165 179L168 181L166 182ZM242 181H243V179H242ZM105 182H107V184L108 183L109 184L107 185ZM157 182L160 183L159 184L160 186L158 185ZM58 183H62V182L58 181ZM8 184L11 185V187ZM179 186L183 187V188L181 187L182 190H184L183 192L181 191L182 193H180V191H178L179 189L177 190V188H180ZM57 187H58V185H57ZM47 191H48V193L51 191L50 194H48ZM61 193H62V191H61ZM175 193H177L178 195L177 194L175 195ZM47 194L49 195V197H47ZM179 194H181V195H179ZM61 195H64V192ZM211 197H212V195L210 196V198ZM250 198L251 199L253 198V199L251 200ZM252 205H253V203H252ZM64 207L65 208L63 209V212L65 211L67 213V208H66L67 206L65 205ZM106 208H108V207H106ZM21 211H23L24 213L19 215V213ZM36 211L40 212L38 210H36ZM36 211H34V212H36ZM110 213L112 214V217H111ZM105 215H108L107 219L103 218V219H99L98 221L101 222L103 220H109L111 222V220L113 219L112 210L108 208L106 210ZM222 218H223V220L220 222V220ZM70 219H71V217H70ZM47 220H49V219H46L45 221H47ZM249 220H247V221H249ZM71 221H72V219H71ZM183 221H184V219H183ZM236 223H238V221ZM45 224L47 226V231H45V232L42 229L43 227H41V230L39 229L38 231H33L30 229H29V231L31 232V234L35 232L34 235L39 234V232H42L44 239H46V241L48 243L49 242L51 243L52 241L54 242L55 240L49 232L48 224L46 222H45ZM109 226L110 225L107 223L106 227H109ZM174 226H176V225H174ZM106 227H105V229H106ZM71 229H73V225H72ZM71 229L69 230L70 233H71ZM86 230L90 231L91 229L88 228ZM173 230L175 231V227L172 229V231ZM57 231H59V230H57ZM245 232H246V234H244ZM70 233H68V235L71 237ZM194 234H195V238H197V240H199L202 245H199V242L194 240L195 239ZM69 236L66 237L67 240H68V238L70 239ZM21 239H24V241L27 240L25 235H23V237H21ZM55 245L56 244H54V246ZM55 247H57V249L59 248L58 250L62 249V251L63 250L69 251L68 247H65V248L58 247V246H55ZM250 248H252V249H250ZM65 249H67V250H65ZM169 250H171V252ZM245 250L247 252H244ZM32 251H33L32 256H30L31 255L30 254L29 256H26L25 258L21 259L22 260L21 264H40L41 263L40 262V253L44 252V249L40 246L38 241H36L35 244H33V246L31 247V252ZM185 251H187V252L185 253ZM15 257L17 258L16 259V261H18L17 263H19L20 257L17 255H15ZM260 263L261 262L256 263V264H260Z\"/></svg>", "mask_w": 264, "mask_h": 264}, {"label": "flooded vegetation", "instance_id": "flooded-vegetation-1", "mask_svg": "<svg viewBox=\"0 0 264 264\" xmlns=\"http://www.w3.org/2000/svg\"><path fill=\"white\" fill-rule=\"evenodd\" d=\"M138 1H140V2L138 3ZM182 1L183 0H133L132 2L135 6V12L137 13L139 10L140 15H142L145 12H148V13L156 14L157 17H160V20L162 22H165L166 20L169 19L170 23L169 22L167 23V27H166L165 31L169 29L172 32L174 31V33L178 34L181 37L182 36L181 32L183 33L187 29H184L183 26L181 25L182 21L176 22L175 17H177L179 10L180 11L183 10V8H180L178 6V5L183 4ZM198 1L199 0H197L196 3H198ZM120 4H121V0L119 1V6H120ZM175 7H177L176 13L173 10ZM191 7H194V5H192ZM186 9H188V8H185V10ZM250 10L244 8L241 11V18L239 19L240 20L239 25L247 27V26H250V24H251V25L257 26V28H262V23H261L262 17H259V16H260V13H264V10L259 11L258 8H254V9H250ZM207 11L209 12L208 15L211 16L213 14V17L214 18L218 17V19H220L221 16L223 15L222 13L225 12V11H219V12L214 11L213 13H211V11H209V9H207ZM230 15L231 14L228 13V16H230ZM218 19H216V20H218ZM251 21H252V23H251ZM256 21H257V23H256ZM172 27H174V28H172ZM104 28H106V27H104ZM200 28H202V22L199 18V20L195 21L192 25H190V27L187 31L189 32V34H194V33L199 34L202 31V29H200ZM196 29H198V30H196ZM175 37L178 38V36H175ZM260 58H264V55ZM153 62L155 63V61H153ZM225 111L226 110H224V112ZM92 124L97 125V122H92ZM18 166H19V164L17 161L16 167L14 168V171H15V175L17 176V179L19 181L18 183H16V184H18V189L30 192V195L33 196L34 194L31 193L33 190H31L32 188L30 187V185L28 183H25L21 179L20 175H22V173L19 174ZM12 170H13V168H12ZM10 178H13V176ZM49 184H51V185H49ZM49 184L47 187H44V188L48 189L49 186H51V190L54 191V189L55 190L57 189L58 192L60 193V196H58L57 199H50V197H49V199L46 198L45 200H38L39 202L35 201V203H32L30 205V207H28V213L30 215H32V217L24 220V222H25V225H27L30 230L38 231L39 229L41 230V227H43L42 228L43 231L44 232L47 231V226L45 224V222H47V221H45V220L49 219L53 223V226L55 227V229L59 230L58 232L67 231V233H70L69 230L71 229V227L73 225L70 217H72V215H73L76 218L75 225L77 228L73 234V239L75 241V247H76V250L79 253V255H83L82 257L85 256L84 257L85 259L84 258L83 259L87 263L88 262L91 263L92 262L91 259H95L97 263L99 261L98 264H139L140 262H141L140 264H146V263L148 264L151 257L147 256V254L144 251L140 252L137 250H133V251H136V252H133L132 248H130L129 246L123 245L122 242H121V244L118 243V241L116 242L115 239L111 238L110 234H108L105 231V227L107 226V223L110 224V221L109 220H103V221L99 222L98 220L103 219V218L104 219L108 218V215H105L106 210H107L106 207L100 208V209L95 208L96 209L95 210L93 205L92 206L89 205L85 208H82L81 206H79L80 196L77 195V193L74 192L73 189L70 190V188L68 186H66L65 184H62V183L61 184L59 183V185H60V187L58 185L59 188L54 187V185L52 183H49ZM63 186H64V188L65 187H67V188L64 189ZM61 189L63 192L65 191L64 195H61ZM69 190H70V192H69ZM241 192H244V189L241 186L240 187H228V188L226 187L225 188V187H221V186L216 185L214 190L212 191V193L208 194V200H212L213 204L217 207H221V206L226 207V204L230 203L232 201V199L236 200L237 197H239ZM47 193H48V191H47ZM211 195H212V197L210 198ZM37 203H38V205H37ZM39 203L41 204L42 207L40 206ZM65 205L68 207V210L70 213H66L65 211L63 212ZM45 206H46V208H45ZM35 207H37L38 210H40V208H42V209L40 212H37V211L34 212ZM102 209L103 210L105 209V211H103ZM23 213L24 212L21 211L19 213V215L23 214ZM237 214H239V213H237ZM14 219H15V221L19 220V218H14ZM222 220H223V218L220 220V222ZM237 221H238V223H236ZM242 223L243 222L240 221L239 218L236 216L234 219V222H231L230 228H233V226H235V230L237 232L241 233V231L244 230V227L242 225H240ZM176 226H178L177 228H180L179 222L177 223ZM88 228L91 229L90 232L86 230ZM71 231H72V229H71ZM85 233L87 235L85 238L86 242L84 243L83 240H84V234ZM244 234H246V232ZM250 234L251 235H249V237L256 236L255 234L254 235H252V233H250ZM194 238H195V234H194ZM259 239H260L259 244H264V234L257 235V237H254V240H259ZM194 240L196 241V238ZM177 241L179 242V244L177 243L175 245L177 247V249H175L176 251H181L182 249H184V247L185 248L187 247V245L185 246L183 243H181V241H179V239ZM120 250H122V251H120ZM127 252H129V253H127ZM137 252L138 253L140 252V254H138ZM142 252L145 255L141 254ZM186 252L187 251H185V253ZM162 254L160 255V257L167 256V253H165V252L164 253L162 252ZM142 255H144V257ZM171 255H174V257H176L173 260V261H175L174 262L175 264H192V262H193V260L190 258L181 260L180 256H184L183 254L181 255L179 253H174ZM138 256L143 257V258L140 259V257H138ZM144 258H146V259H144ZM144 260L146 263L144 262ZM93 262L96 263L95 261H93Z\"/></svg>", "mask_w": 264, "mask_h": 264}]
</instances>
